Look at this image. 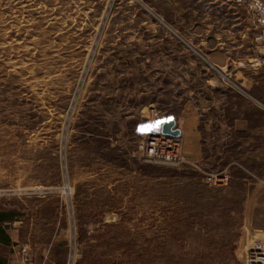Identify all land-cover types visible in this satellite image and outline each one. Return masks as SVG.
<instances>
[{
	"label": "rangeland",
	"instance_id": "1",
	"mask_svg": "<svg viewBox=\"0 0 264 264\" xmlns=\"http://www.w3.org/2000/svg\"><path fill=\"white\" fill-rule=\"evenodd\" d=\"M218 9L227 46L195 48L202 36L188 31ZM236 12L216 0H0V212L17 214L16 233L71 237V264H247L264 243V129L229 128L225 105L251 98ZM189 99L227 110L204 160L186 124L188 163L146 162L148 117L173 121ZM217 174L228 183L209 184Z\"/></svg>",
	"mask_w": 264,
	"mask_h": 264
},
{
	"label": "crops",
	"instance_id": "2",
	"mask_svg": "<svg viewBox=\"0 0 264 264\" xmlns=\"http://www.w3.org/2000/svg\"><path fill=\"white\" fill-rule=\"evenodd\" d=\"M216 1H220L222 5L227 3L225 0ZM254 1L259 7L257 12L250 11L244 7L246 9L245 15L238 12L234 13L237 23L233 24V34H239V40L241 41H243L241 38L242 35L243 38L249 39V44L246 48L248 53V61L246 64L248 68L246 67V70L248 74L241 73V86L251 95V98H246L250 105L247 109L235 102L225 105L227 108H230L229 113L231 112V123L229 128L234 134L240 136L251 133L253 130L264 129V125L262 124L263 121L258 120L263 118L262 112H264V59L262 60V58H264V45L258 46L255 43V36L260 29L264 27L262 11L264 9V0ZM216 15V21L212 22V24H209L207 19L203 20V25L200 28L198 27L200 31L197 30L195 32L194 28L188 31L191 35H193L192 33H196L202 36L200 44L198 43L195 48L202 50L207 49L214 52L220 49L223 50L224 47L227 46L225 38L223 39L226 34L224 25L226 13L218 9ZM220 15L222 17H220ZM245 22H248V25H243ZM236 28L238 30H236ZM171 30L177 33L173 27ZM210 36H212L214 43L211 49L205 45L208 44L207 41ZM243 46L244 45L241 44L238 48L241 49ZM206 56L208 60L209 58L213 60L212 63L214 66L223 70V68L219 66L222 63L219 55L210 54ZM254 62H259V65L255 68L252 67ZM241 64L242 63L239 65ZM208 103V105H204L203 103L199 105L197 100L189 99L184 103L180 114L173 118V121L176 123L175 128L181 131V135L184 134L183 127L186 124L197 130V136L200 138L198 155L201 154L202 159L198 160L196 163L202 162L205 158L206 140L211 137L216 126L220 123H225L226 120L227 110L225 106L224 109H221L222 107H217L218 103L215 104L212 100ZM179 118H181L180 124L178 122ZM193 155L196 157L195 153ZM2 213H10L9 218L0 223L2 229L5 230V226H10L11 223H14L13 227L15 230H13V232H7L5 230V233L1 235L0 264H21V248L24 245L31 248L35 264H71L72 252L69 250L70 243H72L71 237L58 233L35 232L34 229H32L31 233L22 236L16 233V230L23 225L22 222H18L19 220L16 218L17 214L14 211H3Z\"/></svg>",
	"mask_w": 264,
	"mask_h": 264
},
{
	"label": "built area",
	"instance_id": "3",
	"mask_svg": "<svg viewBox=\"0 0 264 264\" xmlns=\"http://www.w3.org/2000/svg\"><path fill=\"white\" fill-rule=\"evenodd\" d=\"M225 1L244 6L253 12L259 10L254 0ZM255 43L258 46L264 45V27L255 36ZM253 64V66H258L259 62H254ZM161 121L164 123H160ZM170 121H172L171 118L163 117L158 112L148 117V125L141 147L146 162L171 166H180L188 163L182 154V135L174 136L163 131L165 124ZM172 130L175 131L177 129L174 127ZM207 181L209 184L226 185L228 176L226 174L210 175ZM21 264H34L31 249L28 246H23L21 249ZM247 264H264V243L256 242L250 247L247 253Z\"/></svg>",
	"mask_w": 264,
	"mask_h": 264
},
{
	"label": "water",
	"instance_id": "4",
	"mask_svg": "<svg viewBox=\"0 0 264 264\" xmlns=\"http://www.w3.org/2000/svg\"><path fill=\"white\" fill-rule=\"evenodd\" d=\"M262 11H263V18H264V9ZM175 125H176L175 121H170L169 123L165 124L163 128L164 133L171 134L174 136H180L181 135L180 130H175V131L172 130L175 127Z\"/></svg>",
	"mask_w": 264,
	"mask_h": 264
},
{
	"label": "trees",
	"instance_id": "5",
	"mask_svg": "<svg viewBox=\"0 0 264 264\" xmlns=\"http://www.w3.org/2000/svg\"><path fill=\"white\" fill-rule=\"evenodd\" d=\"M10 216V213H2L0 212V223L7 220Z\"/></svg>",
	"mask_w": 264,
	"mask_h": 264
},
{
	"label": "snow or ice",
	"instance_id": "6",
	"mask_svg": "<svg viewBox=\"0 0 264 264\" xmlns=\"http://www.w3.org/2000/svg\"><path fill=\"white\" fill-rule=\"evenodd\" d=\"M160 123H164L163 121H161ZM151 127V126H150ZM141 131H144V129H141Z\"/></svg>",
	"mask_w": 264,
	"mask_h": 264
}]
</instances>
